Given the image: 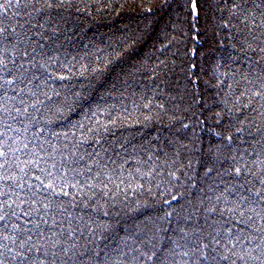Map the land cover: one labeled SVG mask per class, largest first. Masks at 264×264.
Here are the masks:
<instances>
[{"label":"trees","instance_id":"16d2710c","mask_svg":"<svg viewBox=\"0 0 264 264\" xmlns=\"http://www.w3.org/2000/svg\"><path fill=\"white\" fill-rule=\"evenodd\" d=\"M196 4L0 0L3 264H264V0Z\"/></svg>","mask_w":264,"mask_h":264},{"label":"snow or ice","instance_id":"6c2138e0","mask_svg":"<svg viewBox=\"0 0 264 264\" xmlns=\"http://www.w3.org/2000/svg\"><path fill=\"white\" fill-rule=\"evenodd\" d=\"M9 3H11V0H8ZM19 2V0H17V3ZM165 3L168 2V0H164ZM189 3L191 4V11L194 13V14H197L199 13V9L197 7V4H196V0H189ZM49 6H51V4H49ZM0 31H2V29H0ZM63 78V77H61ZM6 83L8 84H12L13 82L12 81H6ZM0 135H2V133H0ZM0 155H3L6 157V153L0 151ZM3 165H0V167H2ZM237 172H239V169H237ZM49 188L52 187L51 184L48 185ZM257 195H259V193H257ZM2 218V217H0ZM0 264H3V261H0Z\"/></svg>","mask_w":264,"mask_h":264}]
</instances>
